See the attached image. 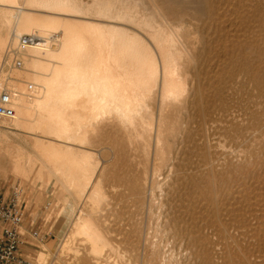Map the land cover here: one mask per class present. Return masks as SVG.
<instances>
[{
	"label": "bare ground",
	"instance_id": "6f19581e",
	"mask_svg": "<svg viewBox=\"0 0 264 264\" xmlns=\"http://www.w3.org/2000/svg\"><path fill=\"white\" fill-rule=\"evenodd\" d=\"M157 1L94 0V2L90 5L84 3L82 0H0V96L3 92L9 93L12 101L11 106L16 110V115L14 118H3L5 120L3 124L0 125V128H5L3 129L5 131L3 132L5 136H10L12 133L13 135H15V132H24L32 136V139L26 138L25 136L20 138L22 139V141L32 142L33 147L35 149L33 150L34 152H31L32 154H26L22 149L18 148V151L15 150L16 147H19V145H16V147L13 149V152L15 150L13 156L15 158V166L14 163L13 166L16 168L14 169V171L16 170L17 172L22 173H34L33 170L35 168H38L39 180L40 178L43 179V177L44 179H46L47 177L49 179H55L56 183L61 188V193L65 195V199H67L69 195L75 198L74 202L76 200V203L73 204V207L77 205L79 199H87L86 205L88 207V210L86 211L85 209L82 210L79 208L80 215L76 220L73 221V225H70L72 228L70 231H68V237L66 240H64L65 238L63 239L64 241L62 242L61 248L59 249L60 252H63V256H57V258L54 259L55 264H67V262L64 260V257L66 258V256H64L66 255L64 254V252H67V250L70 249L71 251L72 249L74 250V247L76 245H74V243L78 239L82 242L81 244L85 246L86 251H89L88 254H91L92 256H94V258H96V264H109L106 262V260H108L106 259V257V260H100L101 257L104 258L105 251L107 249H112L117 254V262L115 263L126 264L127 262H133V258L135 260V256L130 254V250L126 246H124L128 245V242H130L128 241V234H133L134 237H136V240L133 243L134 245L132 246L134 247V250H136V248L142 244H144L145 248L154 245L151 243L152 234L156 237H159L161 235L162 241H160L156 245L158 246V248L153 250L152 253V255L157 256V258L159 259L158 261L160 262L163 261V245L160 243H163L164 241L168 242L167 236L169 235H175L176 237L171 236L172 239L175 238V242L179 243L182 247L191 249L195 246L194 243L192 245L189 241H187L188 238H186V234L184 232L185 230L181 228V225L177 224L180 228L179 231L175 230V233L172 232L169 228L170 223L172 221L170 217L173 214V205L170 204L167 197L170 195V188L174 184L173 180L178 174V169H180V167L179 164H177L175 161L176 159H178L179 150L174 148V145L168 146L169 142L165 143L164 141V133L167 130L165 128V121L168 114L167 111H169L171 107L177 109L180 113L183 109H188V106L191 104L192 107L193 105H197L196 107H198L199 109H201V106L203 107V105H201V97L196 96L194 85H192L188 77H186L182 73V68L183 66H185L184 64L186 62H191V59L193 58L185 35V31L187 29L186 25H189V19H187V17H192L189 15L192 12H188L192 8L194 9L195 14L193 15L196 16H193L191 18L194 20L198 19V16L202 17L210 13L211 17H213L212 21L214 22H219L223 20L226 15H228L227 17H234L235 20H238L242 24H245L248 23V21L250 22L251 20H254L256 22L257 12L260 13L264 11V0H160L161 5H165L172 9V16L165 14ZM144 5H146V7ZM143 6L145 7V9H143ZM176 7L178 9H175ZM43 11L47 12L48 14L42 13ZM210 14L208 19L210 18ZM84 16H94L96 18H104L112 21L116 20L123 23L126 22V24L130 23L136 26L138 29L143 30L146 33V37L148 39H146L144 35H142L139 31H134L130 28L122 27L119 25L112 26L111 24L103 25L99 23H93V21L91 22L90 20L85 21L79 19L81 17L83 18ZM205 20L207 19H204L203 22H205ZM225 21L228 22V19H225ZM206 23H203V25H206ZM232 23L235 22L232 21ZM232 26L230 27L232 28ZM199 28L201 29L203 28V26ZM206 30L204 32L207 33ZM199 31L200 30L198 29V32ZM263 31L264 29H261V32ZM24 35H35L37 39L25 50H18L20 39ZM206 35L205 37L207 38ZM198 36L201 37V32L200 34L198 33ZM201 39L203 38L201 37ZM252 41L250 45H242V50L245 51V55H248L250 57L255 56L249 60H246L245 66L247 67L251 65L250 61L258 59L262 60L264 58V51H257L255 49V45L258 43V38L252 39ZM198 42H200V40ZM194 48L197 49V47ZM222 52L223 50H221V53ZM6 56L7 59L9 58V61L4 64ZM16 57L22 59L23 66L18 67L16 65V68L14 69V67L12 66L14 65V63L12 64V62ZM221 57L224 56L221 55ZM227 57L229 56L227 55ZM213 64L215 63L213 62ZM213 64H210V67H212ZM252 65L254 67L253 63ZM262 67H258L256 69H261ZM253 74L254 77L257 79V82H261V84L259 85L264 87V71L262 72L259 70ZM216 78L218 77H215V79ZM255 78H253V80H256ZM248 80H251V78ZM220 81L224 82L222 79ZM208 82L211 83L213 82V80L211 82ZM252 87L253 86L249 87V90L250 88L252 90ZM259 87L260 86H258L257 89H259ZM198 88H200V86ZM221 91L220 95L218 96L222 95ZM261 95L263 96V94ZM237 96H239V94ZM260 97L261 96H259V98ZM252 98L253 96L251 97V99ZM218 100L220 101V99ZM239 100L237 101V103H239L240 105L242 102L240 103ZM249 103L244 104L247 105ZM236 105L239 106L238 104ZM262 105H264V102ZM258 106L260 107V105ZM240 108L241 107H239L238 109ZM158 109L159 118L157 119V121L155 115ZM254 109L255 108H253V110ZM218 111L219 112L216 113L215 116L211 118L209 117L210 119L206 121V126L201 136V140L208 145L210 141H208V139H210V137H212L213 135H216L220 123L222 124L223 122H230L231 124V121L236 117V112H239L238 110L234 109L233 105H230L228 103L221 107L220 110L218 109ZM250 111H252L251 108ZM246 112L244 113L246 114ZM251 113L252 112H250V114ZM238 114L240 113H237V115ZM244 116L245 115H243V118L245 119ZM257 117L260 116L258 115ZM243 118L241 117L239 121ZM179 120L172 126L171 129L172 134L174 135V143L176 144V146H179L181 144L178 140H176V138L181 137L182 133L184 134V124H190L192 122V118L191 116L189 117L185 115V119H182V122H180ZM258 120L255 122H258L259 126L260 120ZM245 121L249 120L246 119ZM236 122L239 123L238 121ZM110 123L117 124L124 132H126L129 138V143L131 145L135 141H137V139L141 138L144 141L143 150L147 157H149V155L151 154V132L156 131L155 140L153 141L156 142V158L153 168L150 170V168L148 169V166H146L145 168L147 169H145L140 174H138V176H136L134 186L132 188L134 193L131 191L132 194H134L132 197H134V205L136 206V208L135 211H133L134 213L130 220L126 219L123 223L124 231L120 233L122 238L119 242H117V247H114V244L108 236V234L110 233L106 227V224H108L107 217L105 216L100 221L102 223H100L98 219L95 218L94 214L99 212V210H107L106 206L108 201V193L106 192L105 187L103 186L101 178L97 176L99 167L98 162L100 161L96 162L94 159V155L88 150L84 149V147H86V145H88L90 141L91 134H94L101 124ZM248 124L250 125V123ZM255 125L253 127H255ZM232 127L233 126H231V129ZM249 127H251V125ZM249 127L247 129H249ZM236 129H234L233 132L235 135ZM262 129H264L263 126ZM250 130H252V127ZM227 133L228 132L226 131V135ZM241 133L243 134V132ZM222 134L224 135V133ZM244 134L246 135V133ZM13 137L14 136H12V138ZM223 137H225V135ZM253 141L254 140H252V142ZM261 141L262 140H260V142ZM10 143L11 142H9L8 146L10 145ZM9 147H11V145ZM138 148L140 147L137 146V149ZM225 148L227 149L226 146ZM90 150H92V148H90ZM257 150H259L260 152V149ZM149 160L150 159H148V161ZM204 161L205 165L211 169L214 168V166L219 162L218 159L212 158L206 159ZM212 174L213 173H211V175ZM17 175L19 176V174ZM242 180L244 181V179ZM44 182L46 184L47 181L44 180ZM57 184L56 186H58ZM212 187L214 188V186ZM54 189H56V187ZM244 190H241L243 194H245ZM59 193L60 192H58L57 194ZM259 193L257 195H259ZM260 197L262 198V196ZM56 200H58V198ZM253 201L255 200L253 199ZM257 202H259V200ZM234 204H236V202ZM126 205L128 206L127 203ZM257 205H262V203H257ZM253 206H255V204ZM139 214H145V217L143 216L144 219L136 220V215ZM261 216L262 215H260L259 217ZM231 217L233 216L231 215ZM253 217V221H255L254 213ZM213 223L214 222L212 220L208 221L205 224L204 228H206V230H208L209 232H212L213 229H215ZM237 229L239 230V228ZM224 230L228 231V228H225ZM238 233H240L241 235L240 230ZM260 235L258 234V236ZM227 236L228 235H226V237ZM78 248L75 249L76 251H72V256L73 253H78L80 251V248ZM217 249L220 248L217 247ZM53 252L54 251H50V249L47 251L44 250L38 252L36 259L37 264H45V261H47L48 257L51 256ZM79 253L77 255H80ZM69 256L71 255L69 254ZM76 261H74V263ZM109 261H112V259H110ZM143 264H149V261L144 260Z\"/></svg>",
	"mask_w": 264,
	"mask_h": 264
},
{
	"label": "rangeland",
	"instance_id": "374dc122",
	"mask_svg": "<svg viewBox=\"0 0 264 264\" xmlns=\"http://www.w3.org/2000/svg\"><path fill=\"white\" fill-rule=\"evenodd\" d=\"M82 1L84 3L90 4V5L94 2V0H82ZM157 2H158V4H160V7L162 8V11L165 14L172 16V12H171L172 9L171 8H169L165 5H161L160 0H158ZM144 6L146 7V5H144ZM144 6H143V9H145ZM175 9H178V8L176 7ZM191 10H189V12H188V13L192 12L189 15L192 17L196 16V15H193V14H195L194 9L192 8ZM42 13L48 14L47 12H44V11ZM209 14L210 13H208L202 17L198 16V19H195L196 21L194 19H191L192 17H187V19H189L188 20L189 25H186L187 29L185 31V35H186V40L188 41V46L192 52L193 58L191 59V62H189V63L186 62L184 64L185 66H183V68H182V73L186 77H188L189 81L192 83V85H194V88L196 91V96L201 97V99H202L201 105H203V107H205L206 109L208 108V109L206 110L202 106H201V109H199L198 107H196L197 105H193V107H192V104H191V105H189L190 107L188 106V109H183L182 112L180 113V112H178L177 109L171 107L169 109V111H167L168 114H167L166 121H165V128L167 130L164 133L165 143L169 142L168 146L174 145V148L179 150L178 159H176L175 161L177 164H179V167H180V169H178V174L175 176V178L173 180L175 185L173 184L171 186L170 195L167 197L170 204L173 205L172 206L173 207V214L170 217L172 221L170 223L169 228L172 232L175 233V230L179 231V228H180L177 224L181 225V228H183L185 230V231L184 230L183 231L186 234V238H188L187 241H189L192 245L194 243L195 246L192 247L191 249H188L186 247H182L179 243L175 242V238L172 239L171 236L174 237L175 235H173V234L169 235V236H167L168 242L164 241L163 243H160L163 245V250H162L163 261L160 262V261H158L159 259L157 258V256L152 255V253H153V250L158 248V246H156V245L160 241H162L161 235L159 237H156L155 235L152 234V236H151L152 242L151 243L154 245H151L150 247L145 248L144 244H142V245H139L136 248V250H134V247H132V246L134 245L133 243L136 240V237H134L133 234L132 235L128 234V238H129L128 241H130V242H128V245H124V246H126L130 250V254L135 256V260L133 258V262H127L128 264H130V263L131 264H143L144 260H148L149 264H256V263L264 264V260H263L264 259V221H263L264 220L263 219L264 218L263 217L264 216V209H263L264 208V203H263V201H264V167H263L264 166V138H263L264 129H262V126L264 128V121H263L264 120V115H263L264 114V105H262L264 102V90H263L264 87L259 85V84H261V82H257V79L254 77V74H253L259 70L262 72L264 71V62H263L264 58L262 60L258 59V60L250 61L251 65L247 67V66H245L246 60H249L255 56L250 57L248 55H245V53H244L245 51L242 50L243 44L250 45L252 39L258 38V43L255 45V49L257 51L258 50L264 51V31L261 32V29H264V27H262V26H264V11L260 12V13L257 12L256 22L254 20H251L250 22L248 21V23H245V24H242L238 20H235L234 17H232V18H231V16L227 17L228 15H226L223 18V20H221L219 22H217V21L214 22V21H212L213 17H211V14H210V18L208 19ZM203 18L207 19V20H205V22H203V20H204ZM79 19L85 20V21L90 20L91 22L93 21V23H99V24H103V25L104 24L105 25L111 24L112 26L113 25L114 26L119 25L122 27L130 28L134 31H139L142 35H144V37L146 39H148L146 37V33L143 30L138 29L136 26H134L130 23L126 24V22L123 23V22L116 21V20L112 21V20L104 19V18H98V17L96 18L94 16H90V17L84 16L83 18L81 17ZM225 19H228L229 23L226 22L227 20L225 21ZM230 20H231V22H230ZM114 21H116V22H114ZM232 21L235 23H232ZM203 23L204 24L206 23V25H203ZM216 23H217V25H216ZM219 23H221V24H219ZM218 24H219V26L220 25L221 26L219 27ZM232 24L235 27H233ZM200 25L203 26V28L200 29L199 28V27H201ZM230 26H232V28ZM205 28L209 29V30H206ZM219 28H221V29H219ZM198 29L200 30L199 32H198ZM202 29H203V31H202ZM204 29L207 31V33L204 32L205 31ZM223 30H224V32H223ZM221 31L223 34L221 33ZM200 32H201V37L203 39H201V37L198 36V33L200 34ZM202 34H205V35L207 34L206 35L207 38L205 37V35H202ZM209 34H211V35H209ZM196 36H198V37H196ZM190 39H192V40H190ZM196 40H197V42H196ZM199 40H200V42H198ZM209 40H211V41H209ZM191 47H192V49H191ZM194 47H197V49ZM220 48H221V50H223L222 53H221ZM194 50H196V51L198 50V51L196 52ZM193 52H194V54H193ZM221 55L224 57H221ZM227 55L229 57H227ZM5 58L7 59V56ZM17 58L18 57L14 58V60L12 62V64L14 63V65H12L14 67V69L16 68V65H17V60H18ZM6 59L4 61V64H6L9 61V58L7 59V61H6ZM212 59H214V60H212ZM228 59H230V60H228ZM221 60H223L224 62ZM213 62L215 64H213ZM224 63L225 64L228 63V64L225 65ZM252 63L254 64V67H253ZM210 64H213V66L211 65L212 67H210ZM216 64H218V65H216ZM255 64L257 67L255 66ZM241 65H243V66H241ZM228 66H230V67H228ZM258 67H262V68L256 69ZM214 68H216V69H214ZM225 68H227V69H225ZM202 69H204V70H202ZM207 69L208 70L211 69V70L208 71ZM222 71H224L227 76ZM207 73L210 75H208ZM228 73H229V75H228ZM218 75L221 76V79L226 84L224 82L220 81L221 79H220V76H218ZM215 77H218V78L215 79ZM210 78H212V79H210ZM226 78L228 79V81ZM250 78H251V80H248ZM253 78H255L256 80H253ZM212 80H213V82H211ZM208 81H210L211 83H209ZM204 84H206V85H204ZM222 84H223V86H222ZM199 86H200V88H198ZM221 86L223 87L224 91H223ZM224 86H225V88H224ZM230 86H232L233 88ZM251 86H253L252 90H251V88L249 90V87H251ZM258 86H260L259 89H257ZM254 89H256V90H254ZM260 89H262L263 91ZM219 90L220 91L222 90L224 92L223 93L221 91V93H222L221 96H218V95H220ZM232 91H234V92H232ZM241 92H242V94H241ZM216 93H217V96H216ZM259 93H260V95H259ZM238 94H239V96H237ZM261 94H263V96ZM251 95L253 96V98H252L253 100L251 99V97H252ZM259 96H261V97L259 98ZM218 99H220V101ZM234 99H235V101L237 99L238 100L240 99L239 102L240 103L242 102V103L239 105V103H237L238 100L235 102ZM245 100H246V102H245ZM247 101H249L250 103ZM251 101H253V102H251ZM227 103L230 105H233L234 109L238 110L239 112H236V117L231 121V124H230V122H226V123L223 122L222 124H224L225 125L224 126L220 123L219 129H218L220 132L217 130L216 135H213L212 137H210V139H208V141L210 140L209 145L204 143L201 140V136L204 132V129L206 126V121H208L211 117L215 116V114L219 112L218 109L220 110V108L223 107L224 105H226ZM244 103L245 104L249 103V104L245 105ZM253 103H256V104H253ZM236 104H238L239 106H237ZM241 105L243 106L244 109L246 107V109L244 110ZM244 105H245V107H244ZM255 105H257V106H255ZM258 105H260V107ZM248 106H251V107H248ZM261 106H262V108H261ZM239 107H241L240 108L241 110L238 109ZM247 108H249V109H247ZM250 108L252 111H250ZM253 108H255L254 110L256 113L254 112ZM257 109H258V111H257ZM212 110H214L215 112ZM249 111L252 113L250 114ZM201 112H203V113H201ZM244 112H246V114ZM248 112H249V115H248ZM237 113H240V114L237 115ZM179 114H181V115H179ZM185 115L189 116V117L191 116L192 122L188 125L186 123L184 124L185 131H184V134L183 133L181 134L182 138L181 137L176 138V140H178L181 144L179 146H176V144L174 143L175 142L174 137H173L174 135L172 134L171 129H172V126L179 120V118H180L179 121L182 122V119H185ZM243 115H245L244 116L245 119L243 118ZM246 115H247V117H246ZM256 115L257 116L259 115L260 117H257ZM249 116H251V117L254 116V117L251 118ZM155 117H156V120L159 118V109L156 111ZM181 117H182V119H181ZM239 117L240 118L242 117L243 119L239 121V119H240ZM237 118H239V119H237ZM261 118H263V119H261ZM246 119H248L249 121H245ZM4 120L5 119L0 118V125L3 124ZM257 120L261 123V124L259 123V126H258V122H255ZM236 121H238L239 123H237ZM247 122L250 123L252 130H250L251 127H249L250 125ZM242 123H243L244 127H243ZM228 124H229V126H228ZM235 124H236V126H235ZM241 125H242V127H241ZM254 125H255V127H253ZM231 126H233L234 128L232 127V129H231ZM227 127H228V129H227ZM245 127H246V129H245ZM248 127H249V129H247ZM0 129H1L0 130V147L4 146V147L0 148V150H1L0 151V190L5 192L9 186L18 183L23 187V189L25 191L26 217H25V221H24V225H23V228H24L23 230L27 235V237H26L27 243L24 246L25 256L28 258L29 264H37L36 259H37L38 252L44 251V250L47 251L50 249V251H54V252L51 256L48 257L47 261H45L46 262L45 264H55L54 259H56L57 256H60V255L63 256V252H60L59 249L61 248L62 242L67 239V237H68L67 234H69L68 231H70L72 228L71 226L73 225V221L76 220L78 218V216L80 215L79 210L80 209H82V210L85 209L86 211L88 210L87 209L88 207L86 205L87 199L86 198H85V200H84V198L79 199L78 200L79 202L77 203V205L73 207V204L76 203V200L74 202L75 198L73 196L69 195L67 197V199H65L66 198V197H64L65 195H63L61 193V188L56 183L55 179H49L47 176H45L47 178L44 179V177H43V179L45 181H47L46 182L47 185L45 184L43 179L40 178V180H39L38 168H35L33 170L34 173H32V172L31 173H29V172L22 173V172H17L16 170L14 171V169H16L14 167L15 166V162H14L15 158L13 157L15 150L18 151V148L22 149L26 154H30L31 152H34L33 150H35V149L33 147L32 142L22 141V139H21L23 136H25L26 138L32 139V136H30L24 132H17L19 134H17L15 132L14 133L15 135H13V133L11 134L12 136H14L12 138L11 135L10 136L4 135L3 132H5V131L3 129H5V128H0ZM177 129H179V128H177ZM234 129H236L235 130L236 135L233 133ZM224 130H226L228 132L227 135H226V131H224ZM239 130H240V132H239ZM246 130H247V132H246ZM241 132H243V134ZM151 133H152V135H151L152 146L150 148L151 154L149 155V157H147V155L144 153V150H143L144 141L141 138L137 139V141H135L131 145L129 143V138H128V135L126 134V132H124L120 128V126H118L117 124H114V123L101 124L98 127L97 131L94 134H91L90 141H89L88 145H86V147H84L85 150H88L89 152H91L94 155V159L96 162L100 161V162H98L99 167H98L97 176L99 178H101V180L103 182V186L105 187V190L108 193V201H107V206H106L107 210L106 211L99 210V212L95 213L94 215H95V218H97L99 222L105 216L107 217V223L108 224H106V227L110 233V234H108V236L110 237L112 243L114 244V247H117L116 246L117 242H119L122 238L120 233H122L124 231V228H123L124 221L126 219L130 220V218L132 217V215L134 213L133 211H135V208H136V206L134 205L135 204L134 197H132L134 195V194H132V192H133L132 188L134 186L136 176H138V174H140L142 171L147 169V168H145L146 166H148V169L150 168V170H151L153 168V165L155 162L156 142H153V141L155 140L156 131H152ZM222 133H224L225 137H223L224 135ZM244 133H246V135ZM240 134H241V136H240ZM262 134H263V136H262ZM249 135H251V136H249ZM15 136H17V137H15ZM237 136H239V137H237ZM218 138H219V140L221 138L220 141L222 143L218 140ZM245 138H247V139H245ZM225 139L227 140V142ZM252 140H254V141L252 142ZM260 140H262V141L260 142ZM217 141H219V142H217ZM9 142H11L10 143L11 147H9L10 145L8 146ZM224 142H226V143H224ZM258 142H260V143H258ZM13 143L15 144V146ZM137 143H138V145H137ZM217 143H219V144H217ZM236 143H237V145H236ZM12 144H13V146H12ZM16 145L17 146L19 145V147H16ZM220 145H221V147H220ZM137 146L140 148L137 149ZM168 146H167V148H168ZM225 146L227 147V149L225 148ZM250 146H252L253 148ZM14 148H15V150L13 152ZM90 148H92V150H90ZM195 149H197V150H195ZM257 149H260V152ZM246 151H247V154H246ZM255 152H257V153H255ZM9 153H10V155H9ZM12 153H13V155H12ZM249 153H251V154H249ZM258 153H259V155H258ZM241 155H243V156H241ZM245 155H247V156H245ZM257 155H258V157H257ZM240 156H241V158H240ZM204 157L206 159H210V158L218 159L219 162L216 164L217 166L215 165L214 168L211 169L205 165L204 160H206V159ZM251 158H252V160H251ZM134 159H135V161H134ZM148 159H150V160L148 161ZM241 160H242V162H241ZM13 163H14V166H13ZM203 163H204V165H203ZM220 168H222V169H220ZM231 170H234V171H231ZM205 171H207V172H205ZM226 172H227V174H226ZM211 173H213V174L211 175ZM214 173H215V175H214ZM17 174H19V176ZM204 174H206V175H204ZM28 175H29V177H28ZM213 175L216 177H214ZM242 179H244V181ZM221 180H222V182H221ZM55 183L58 186H56ZM54 184H55V186H54ZM236 184L238 185V187ZM210 186L211 187L214 186V188L212 187L213 190ZM55 187L57 190L54 189ZM243 187L246 190V192L243 189ZM209 188H211V189H209ZM240 189L242 191L244 190L245 194H243V192ZM55 190H56V192H55ZM215 191H216V194H215ZM58 192H60V193L57 194ZM217 192L219 195L217 194ZM261 192H262V194H261ZM258 193H259V195H257ZM56 194H57V196H56ZM60 194H62V195H60ZM128 194H130V195H128ZM236 194H237V196H236ZM260 196H262V198ZM62 197H64V198H62ZM131 197H132V199H131ZM205 197H206V199H205ZM226 197L228 198V200ZM57 198L59 201L56 200ZM233 199L235 200L236 204H234L235 202ZM253 199L255 201H253ZM257 199L259 200V202H257L258 201ZM215 200H217V201H215ZM226 200H227V202H226ZM240 200H242V201H240ZM245 202H247V203H245ZM56 203L59 205H57ZM126 203L128 204V206L126 205ZM257 203L258 204L262 203V205H257ZM254 204H255V206H253ZM259 206L261 207L262 212H261V209ZM227 209H229V210H227ZM228 211H230V212H228ZM253 213L255 215V221H253L254 220ZM255 213L258 215H256ZM250 214H251V216H250ZM231 215L233 217H231ZM260 215H262V216L259 217ZM143 216L145 217V214L136 215V220L144 219ZM249 219H251V220H249ZM210 220H212L214 222L213 225L215 226V229H213L212 232H209L208 230H206V228H204L205 224ZM242 220H244V221H242ZM100 223H102V222H100ZM255 224H257V225H255ZM102 226H103V224H102ZM242 226L245 227L246 229L243 228ZM260 227H261V229H260ZM225 228H228V231L224 230ZM237 228H239L241 235H240V233H238L239 230ZM33 230H37L38 233H40L39 238H34L32 236ZM205 231H207V232H205ZM243 232H244L245 237L243 236ZM255 232L256 233L258 232V233L256 234ZM219 234H220V236H219ZM258 234L259 235L261 234V235L258 236ZM226 235H228L229 237L228 236L226 237ZM76 242L74 243V245L76 244L75 245L76 248L73 246L74 250L79 247L80 248L79 252H81L83 255L79 252L78 253L80 255H77L78 253L75 252L76 254L73 253V256H72V251H74V250L73 249H72V251H71V249L67 250V252H64V254H66V255H64V256H66V258L64 257V260L67 262V264H70V262L73 261V259H74V261H76L77 259L78 260L75 263H74V261L71 262V264H73V263L74 264H77V263H79V264L80 263L81 264H83V263L84 264H96V258H94V256H92L91 254H88L89 251L88 250L86 251L85 246L81 244L82 242L79 241V239ZM82 246H84V247H82ZM217 247H219L220 249H217ZM217 250H218V252H217ZM112 251L114 252V250H112V249H107L105 251L104 258L101 257L100 260H104L106 257V259H108V260L105 259L107 263L118 264V263H115V262H117V254L115 252H114L115 253L114 254ZM69 254L71 256H69ZM80 258H82V259H80ZM110 259H112V261H109ZM219 259H220V261H219ZM230 261H231V263H230Z\"/></svg>",
	"mask_w": 264,
	"mask_h": 264
},
{
	"label": "built area",
	"instance_id": "2783aa9c",
	"mask_svg": "<svg viewBox=\"0 0 264 264\" xmlns=\"http://www.w3.org/2000/svg\"><path fill=\"white\" fill-rule=\"evenodd\" d=\"M35 35H24L19 42L18 50H25L33 44ZM18 67L23 66V61L17 58ZM9 93L3 92L0 96V118H14L16 110L11 106ZM26 217L25 191L20 184H14L3 192L0 190V264H29L24 253L26 233L24 221ZM34 238H39L37 230L32 231Z\"/></svg>",
	"mask_w": 264,
	"mask_h": 264
}]
</instances>
